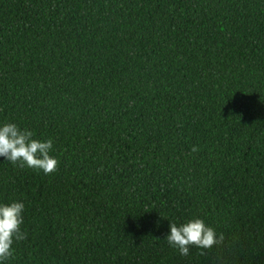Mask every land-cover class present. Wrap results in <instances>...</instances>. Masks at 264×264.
Listing matches in <instances>:
<instances>
[{
	"label": "trees",
	"instance_id": "1",
	"mask_svg": "<svg viewBox=\"0 0 264 264\" xmlns=\"http://www.w3.org/2000/svg\"><path fill=\"white\" fill-rule=\"evenodd\" d=\"M9 122L59 165L0 157V264H264V0H0ZM194 218L226 246L170 247Z\"/></svg>",
	"mask_w": 264,
	"mask_h": 264
},
{
	"label": "clouds",
	"instance_id": "2",
	"mask_svg": "<svg viewBox=\"0 0 264 264\" xmlns=\"http://www.w3.org/2000/svg\"><path fill=\"white\" fill-rule=\"evenodd\" d=\"M33 135L31 130L22 129L15 123L0 125V157L21 168L43 171L45 175L55 173L59 161L50 155L52 139L41 141L34 139ZM198 151L196 146L191 149L193 153ZM24 208L23 202L0 204V262L14 256L15 242L27 239V233L21 230ZM169 229L165 239L182 257L189 256L193 247L200 250L199 254L203 256L214 248L226 246L224 234H218L200 218L179 224L171 222Z\"/></svg>",
	"mask_w": 264,
	"mask_h": 264
}]
</instances>
